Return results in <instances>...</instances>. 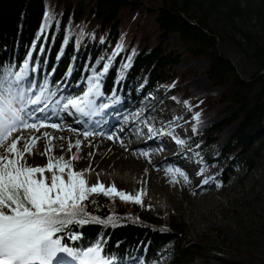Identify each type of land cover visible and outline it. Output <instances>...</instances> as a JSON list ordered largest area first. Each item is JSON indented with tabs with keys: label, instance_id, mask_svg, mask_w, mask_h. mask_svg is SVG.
<instances>
[{
	"label": "trees",
	"instance_id": "trees-1",
	"mask_svg": "<svg viewBox=\"0 0 264 264\" xmlns=\"http://www.w3.org/2000/svg\"><path fill=\"white\" fill-rule=\"evenodd\" d=\"M214 0H0V65L19 70L23 60L33 54L38 69L30 77L36 92L45 79L50 91L61 96L82 94L86 77L102 70L111 58L105 74L104 95L118 100V111L128 113L143 108L146 94L157 85L174 99L185 101L200 116L222 106L223 120L201 131H195V152L206 165L213 162L218 137L234 126L225 155L241 153L250 144L252 134L264 123V45L254 51L256 72L249 81L239 76L234 65L219 50L221 38L210 27L208 11ZM206 5V9L204 6ZM143 15L144 18H142ZM231 20L240 15L237 6L229 7ZM139 15V17H137ZM154 17L159 37L150 44L147 21ZM127 28L129 40L117 56V40ZM264 35V16L262 18ZM177 34L191 58L206 63L204 76L208 84L219 91V97L194 99L182 88L192 70L177 72L179 58L167 51L171 34ZM67 41V42H65ZM31 51V53H30ZM34 63V61H33ZM128 64L127 68L123 66ZM70 73V74H69ZM35 77V78H34ZM171 93V95L169 94ZM175 95H172L174 94ZM197 121V120H196ZM198 122V121H197ZM232 171L221 170L222 185L230 183ZM99 207L89 205L93 215L119 217L115 225L95 223L72 226L82 238L65 242L71 247H85L101 238L104 251L115 257L116 264H129L138 259L143 264H160L172 258L170 264H190L194 252L202 243L185 238L183 229L173 223L165 224L151 210L140 209L135 203L114 201L100 196ZM264 230V223L261 225ZM200 244V245H199ZM218 264H264V261L245 250H233L231 256L216 259Z\"/></svg>",
	"mask_w": 264,
	"mask_h": 264
},
{
	"label": "rangeland",
	"instance_id": "rangeland-1",
	"mask_svg": "<svg viewBox=\"0 0 264 264\" xmlns=\"http://www.w3.org/2000/svg\"><path fill=\"white\" fill-rule=\"evenodd\" d=\"M213 4L215 6L208 11V20L210 27L221 38V41H219V50L234 65L239 76L243 80L249 81L250 77L257 70V64L254 60L255 48L264 45L262 29L264 0H214ZM232 5L238 7L240 15L234 16L230 20L227 17V13L229 7ZM204 8L206 9V5ZM143 15L140 16L144 18ZM147 31L151 36L150 44L155 45L159 37V32L154 17L147 21ZM128 40L129 32L125 28L118 38L116 46L122 45L123 47ZM167 51L179 58V65L176 68L177 72H182L186 69L192 70L193 76L186 78L182 84V88L191 97L196 100L213 97L214 100H217L219 91L209 85V82L204 76L206 63L202 58L193 59L189 57L177 34L173 33L169 36ZM39 54L40 49L35 57L36 59L32 60L35 65ZM32 56L33 54L31 58ZM35 65L30 68L35 69V71L30 70V74L33 73V76L38 72ZM84 86L86 88V81L84 82ZM163 89V87L157 85L155 92L160 93ZM169 94L171 95L170 92ZM172 95H175V93ZM60 97L61 95L59 93L56 97H50L52 104H50L49 118L47 120L49 124L57 123L59 125L58 129L45 127L41 128L39 132L35 130H22L15 134L26 140H30L31 137H37L39 139V143L33 149L35 154L26 157L29 165L44 166L45 163H48V155H54L56 157L64 156L66 160L72 155H76L78 160L73 162L74 167L76 168L77 165L81 166L76 170L87 169L89 168L88 164H90L88 160L91 157L89 153H92L94 150L93 148L96 142L100 139L108 140L109 135L114 137L111 140L115 142L118 140L126 141L129 137L124 136V133L129 129V135L133 138V144L128 150L131 153H135V156L139 157L138 159L143 160L145 158L148 159L153 152L157 154L156 161L160 164L156 167L155 171L160 176V183L164 186H170V191L164 190L163 193L158 191L156 183L149 179V172L147 170L143 172L140 178L136 173L128 174L124 172L118 174L117 172L109 173L108 171L96 172L92 169L90 173L86 174L89 184H92V178L89 175L97 178L107 176L110 179L115 177L119 178V180L113 179L105 183L106 185H112L114 182L121 185L120 182L123 180L125 183L129 182L132 184V193L125 188L122 189L117 186L118 189L133 195L143 190L145 194L142 197L143 204L138 205L140 209L151 210L155 216L161 217L165 224L173 221V223L183 229L186 234L185 238L188 241L202 243V250H196L194 252V259L190 264H218L217 258L224 257L226 259L231 256L233 250L239 249L256 255L264 261V230L261 229V225L264 223V123L252 134L250 144L239 154H224L228 145L232 144L231 137L235 127L232 126L220 134L217 145L214 147L215 155L213 162L210 166H206L196 155L195 148L198 143L197 139L193 136L195 132L192 130L195 128L196 131H201L204 128L221 122L223 120L221 112L222 106H217L211 113L203 115L201 120L197 122L199 125L193 127L194 111L185 101L181 100V102H178L181 104L178 106L179 111H188V115L184 120H180L179 122L181 125L186 123L189 126L191 125L190 127L182 126L185 130L183 134L187 139L193 136L189 141L187 139V141L184 140L185 143L183 145H179L176 142L174 143L169 135H154L149 133L148 129L150 127L154 129L160 127L158 118L154 117L151 113H147L149 107L146 104V100L150 97L145 98L142 109L133 113L121 112L120 109L118 111L116 109L119 104L118 100L113 97V102H109L107 104L108 107L103 108L98 113L97 116L103 118L97 121L92 129L88 130L94 134L87 139L83 135L84 130L78 129L75 126V122L73 124L68 123V115L66 113L69 114V111L51 112V109L56 106L55 100ZM167 98L165 101H167L166 104H169L171 98L173 99L174 96H168ZM157 100H161L162 107H164L162 99L159 98ZM155 102L150 103V107ZM163 110L165 111V108ZM170 111L169 108H166L165 112L171 113ZM112 121L115 122L111 125V130L107 134H103L107 125ZM162 123L164 124L163 121ZM172 128L175 127L172 126ZM45 133L49 137H56V139L49 143L48 139L43 135ZM77 139L81 140L82 148L77 150L73 147L72 151L69 152L67 150L68 143L72 142L74 144ZM153 139L162 141L163 144L157 143L153 147L152 153L150 149L142 148L144 144L149 143ZM122 145L124 149L128 148L126 143ZM46 147H54L55 152H50L48 155H41L40 153L44 152ZM165 147H168L169 151H173L177 155L170 157V152L168 151L166 152L168 158L164 163H161L164 160ZM183 157L186 158V162L182 163L183 161H177ZM39 158L42 159V164L38 163ZM190 164L195 165L193 169L198 168L197 170L202 175L199 180L195 177L192 178V181H194L198 189L206 188L210 190H206V192L215 193L212 199L204 198L205 203L204 201L197 200L192 202L185 201L184 197L181 196L182 193H179V188L183 187L186 183L184 177L173 175L167 171V169L171 168L186 169L185 174L187 177L190 174L194 176L196 170L192 172L190 171L192 169L188 170L186 167L183 168L184 165L189 166ZM224 166L229 167L233 174L230 183L227 185H222L220 182L221 170ZM208 179H210V182H207L208 184L203 186L205 184L204 181ZM214 189L215 191H213ZM166 192L171 193V196L167 197ZM197 192L194 193L195 199L199 195ZM172 260V258L163 257L160 264H170ZM129 264L143 263L135 258Z\"/></svg>",
	"mask_w": 264,
	"mask_h": 264
},
{
	"label": "snow or ice",
	"instance_id": "snow-or-ice-1",
	"mask_svg": "<svg viewBox=\"0 0 264 264\" xmlns=\"http://www.w3.org/2000/svg\"><path fill=\"white\" fill-rule=\"evenodd\" d=\"M121 50L122 45H118L112 57ZM29 60L19 70L11 65H0V264H116L115 257L105 253L102 238L85 247H71L65 242V236L71 241L82 238V234L75 230L69 232L74 225L82 227L95 223L108 226L117 223L119 217L116 215L100 217L88 211L89 205L99 207L100 196L110 201L119 198L122 202L142 205L145 193L140 190L133 195L118 189L115 184L106 185L99 178L96 183L89 184L86 174L91 172V165L87 169L76 170L73 162L78 157L72 155L66 160L64 156L48 155L55 152L54 147H46L40 153L48 155L46 165L28 164L26 157L35 154L33 149L39 139L31 137L26 140L15 134L22 130L39 132L45 127L59 128L57 123H47L52 104L50 97H56L57 93L50 91L47 79L36 92V85L28 79L29 71H35L30 69ZM110 65L111 58L100 72L92 69V75L86 77V88L82 94L61 96L55 100L56 106L51 112L71 109L81 116L91 117L100 109L107 108V104L98 105L97 100L104 95L101 79ZM128 66L125 64L123 67ZM194 119L199 122L198 113ZM148 131L154 135H173L177 144L185 143L172 131H158L152 127ZM93 134L91 131L83 133L86 139ZM43 135L49 143L56 139L47 133ZM108 139L114 137L109 135ZM73 147L80 150L81 140L77 139L74 144L69 142L67 150L71 152ZM167 171L188 180L178 168Z\"/></svg>",
	"mask_w": 264,
	"mask_h": 264
},
{
	"label": "bare ground",
	"instance_id": "bare-ground-1",
	"mask_svg": "<svg viewBox=\"0 0 264 264\" xmlns=\"http://www.w3.org/2000/svg\"><path fill=\"white\" fill-rule=\"evenodd\" d=\"M29 64H30V68L34 67V65H35L32 62V59L29 60ZM32 74H30V71H29L28 79H30ZM103 78L105 81V75L101 79V84L103 87L102 92L104 93ZM205 86L207 87V85H205ZM155 91H156V89L153 92L146 94V98L150 97L148 100H146V104L149 107V111L147 113H149V114L151 113V114H153L154 117L158 118V122H159L158 124L160 125V127H157L156 130H163L165 132L172 131L173 134L176 136L177 132L178 133L181 132L180 128L182 126H185V127L188 126L189 127V125L187 123L183 124L182 126H181L180 122L178 123L180 117L183 116V118H185L188 115V113L179 112L177 117H175V119H171V118L167 117L165 115V111H166V108H168L169 106L166 104L167 101H165V100L168 99L167 97L169 95H167L164 91H162L160 93H157ZM152 95H153V97H152ZM114 98L113 97L108 98L107 96L103 95L97 100V104L98 105L101 103L108 104L109 102H113ZM159 98L162 99V101L164 103V107H162L161 100H157ZM153 102H155V103L152 104V106L150 107L149 104L153 103ZM178 102L179 101L175 100L174 98L173 99L171 98L170 106L171 107L176 106V104ZM164 108H165V111L163 110ZM116 109H118V106ZM101 111H102V109H100L95 115H93L91 117H85V116H81L78 113H75L74 110L70 109L69 112L72 114L66 113V115H68V123L69 124H73V122H75L76 123L75 126L78 129H81L82 131L84 130V132H85V131L92 129L96 125L97 121L102 120L103 117L97 116L98 113H100ZM161 111H163L162 114H160ZM175 111H176L175 113L178 112L177 110H175ZM158 115H160V116H158ZM166 120H168V121H166ZM162 121L164 122V124L162 123ZM193 121L197 122L195 119ZM114 122L115 121H112L109 123V125H107L106 129L103 131V134H107L111 130V128H112L111 125ZM177 123L179 125L177 126V130H176V129L172 128V125L177 124ZM147 125L149 126V124H147ZM124 136L129 137V138L126 139V141L125 140H121V141L118 140L115 142L111 139H108V140L107 139L106 140L100 139L98 142H96L95 146L93 148L94 150L92 151V155L88 160V163H90V164H88V167L91 165V169H93L96 172L108 171L109 173L117 172L118 174H121L124 172H126L128 174L136 173L137 176H139L140 178L142 177L143 172L145 170H147L149 172V179L153 180L156 183V187H157L158 191H160L162 193L164 192V190L170 191V186H168V185L164 186L163 184L160 183V176L155 171L156 167L160 163L158 164V162L156 161L157 154H155L153 152V147L155 145H157V143L162 145L163 144L162 141H159L157 139H153L149 143L144 144L142 148H148V149H150L151 153L152 152L153 153L148 157V159L145 158L143 160V159H138L139 157L135 156V153H131L130 150H128L133 144V138H132V136L129 135V129H128V131H126L124 133ZM165 136H167V135H165ZM169 136L172 138L173 142L175 143L173 135H169ZM193 136H194V134H193ZM192 137H190L187 140L189 141ZM187 140H185V141H187ZM123 143H126V146L128 147L127 149L126 148L124 149L122 147ZM146 151H148V150H146ZM168 151H169V148L167 147L165 149V152H164L165 153V156L163 158L164 160L161 163H164V161L168 158V156L166 155V152H168ZM169 152H170V157L171 156L175 157L177 155V154L175 155L173 151H169ZM185 159L186 158L183 157L180 160L178 159L177 161L178 162L183 161L182 163H184L187 161ZM38 163L42 164V159L39 158ZM46 164L47 163H45V165ZM194 166L195 165H193V164L192 165L190 164L189 166H186V165L183 166V168L186 167L188 170L192 169V170H190L192 172H194V170H196V173L194 172V176H192L191 174L189 175L188 180L185 181L186 182L185 185H183V187L179 188V193H182L181 196H183L184 200L187 202H192L194 200L204 201L205 200L204 198L212 199L214 194H215L214 192H206V190L210 191L206 188L198 189V187L195 185L194 181H192L193 177H195L198 180H199V178L202 177V175L200 174V171L197 170L198 168L193 169ZM80 167H81L80 165H77V167L75 169H79ZM182 171L185 173L186 169H183ZM46 175L50 176L51 174L46 173ZM89 177L92 178V180H91L92 184L96 183L97 177H91V175H89ZM89 177H88V179H89ZM113 179L119 180V178L112 177L110 179L107 176L99 178V180L104 182V183H108L109 181H112ZM210 179H208L207 181L210 182ZM114 184L116 185V187L118 186V188L120 187L122 189L125 188V189H127V191H130L132 193L133 187H132L131 183H129V182L125 183V181L122 180L120 182L121 185H119L115 182H114ZM207 184L208 183H205L203 186H205ZM213 191H215V189ZM195 192H197L199 194V195H197L196 199L194 196ZM166 196L170 197L171 193L166 192ZM204 203H205V201H204ZM73 264H75V262H73Z\"/></svg>",
	"mask_w": 264,
	"mask_h": 264
}]
</instances>
